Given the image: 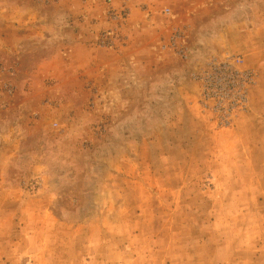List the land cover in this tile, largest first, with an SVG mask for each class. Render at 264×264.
<instances>
[{"label":"rangeland","instance_id":"rangeland-1","mask_svg":"<svg viewBox=\"0 0 264 264\" xmlns=\"http://www.w3.org/2000/svg\"><path fill=\"white\" fill-rule=\"evenodd\" d=\"M0 264H264V0H0Z\"/></svg>","mask_w":264,"mask_h":264},{"label":"built area","instance_id":"built-area-1","mask_svg":"<svg viewBox=\"0 0 264 264\" xmlns=\"http://www.w3.org/2000/svg\"><path fill=\"white\" fill-rule=\"evenodd\" d=\"M164 13L167 14L168 10ZM107 37L108 34H105L100 38L102 47H110L105 43ZM239 62L240 59L229 56L211 61L195 76L204 103L212 106L211 112L216 116L217 125H229L234 114L245 107L246 90L251 79L249 72L239 69Z\"/></svg>","mask_w":264,"mask_h":264},{"label":"crops","instance_id":"crops-1","mask_svg":"<svg viewBox=\"0 0 264 264\" xmlns=\"http://www.w3.org/2000/svg\"><path fill=\"white\" fill-rule=\"evenodd\" d=\"M65 27L68 28L74 36V38L65 39L68 42V44H71V46L82 45L86 41H88V39L93 40L97 36V34L86 35L84 28H80V27L76 28V26L71 24H67ZM158 89L162 93H168V89H170V86L161 83Z\"/></svg>","mask_w":264,"mask_h":264}]
</instances>
